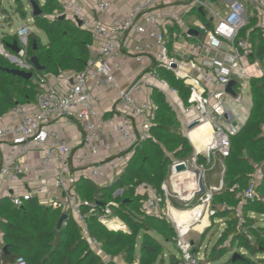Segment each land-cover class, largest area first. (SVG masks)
Wrapping results in <instances>:
<instances>
[{"label":"built area","instance_id":"2783aa9c","mask_svg":"<svg viewBox=\"0 0 264 264\" xmlns=\"http://www.w3.org/2000/svg\"><path fill=\"white\" fill-rule=\"evenodd\" d=\"M56 2L60 11L55 17L79 24L77 27L97 42L87 46L89 59L84 68L62 78L60 87L54 85L55 77L40 75L27 61L31 33L27 24L16 31L18 53L13 55L0 45V56L32 72L31 79L40 87L33 103L16 105L9 112L8 123L0 125V190L7 187L2 199L16 208L35 200L46 208L58 209L66 216L62 226L72 218L83 238H87V222L92 217L107 230H125L114 210L119 207L115 199L127 188L115 190L111 201L98 206L97 202L80 199L74 185L85 179L110 186L124 173L131 149L149 137L155 110L150 97L157 91L175 114L192 154L185 160L171 159L159 190L145 183L129 188L141 199L144 214L171 225L181 263L199 264L189 235L206 230L214 222L220 230L225 226L222 219H212V198L224 190V159L229 156L230 138L248 118L251 81L264 75V56L255 57L250 34L252 23L264 45V0H133L125 11L118 7V17L110 15L108 25L94 15L109 16L113 0ZM192 12L198 18L188 23L186 18ZM130 34L137 40L129 50L125 43ZM123 54L141 66L124 90L114 78L115 68L120 67L117 58ZM155 67L182 81L188 90L186 100ZM230 82H235L234 96L227 92ZM95 86L117 91L115 103L125 119L100 117L97 100L91 94ZM134 119L143 122L135 127ZM61 121L75 124L79 137L68 141L63 132L51 127ZM204 125L208 134L193 138V132ZM206 135L209 140L203 141ZM33 156L39 165L34 166ZM215 168L220 169L219 181L207 186V173ZM261 174L262 167H258L248 189L242 192L236 218L241 216L242 203L257 198L255 187ZM236 188L232 186L229 192ZM196 198L198 202L190 206ZM208 218L212 222L206 225ZM88 243L100 248L94 240ZM2 254L0 245V261ZM14 264L26 263L18 258Z\"/></svg>","mask_w":264,"mask_h":264},{"label":"trees","instance_id":"16d2710c","mask_svg":"<svg viewBox=\"0 0 264 264\" xmlns=\"http://www.w3.org/2000/svg\"><path fill=\"white\" fill-rule=\"evenodd\" d=\"M34 2L39 6L41 15L32 19V26L45 34L47 43L43 44L30 33L27 61L30 63L31 58H36L39 66L44 68L43 72H39L42 76L58 77L63 72L81 71L89 59L87 46L93 43L92 36L73 22L55 17L59 11L56 0ZM250 28L254 55L262 59L264 45L252 23ZM2 42L4 48L11 51L5 45L17 43L18 40L16 34L3 35ZM17 69L23 71L0 56V117L16 105L35 101L40 89L33 79L25 80L6 72ZM155 69L170 87L177 90L182 100H186L188 90L182 81L170 72L158 67ZM251 95L248 118L230 138L229 156L224 159V190L214 194L211 202V208L215 211L212 219H222L225 225L217 240L215 260L234 251L233 254L240 258L234 262L230 258L229 263L232 264H264V224L252 216L264 215L263 168L255 187L257 198L241 204L239 219L235 215L242 192L248 189L257 168L264 166V75L251 81ZM151 98L155 110L149 137L131 149L124 173L110 186H98L85 179L78 180L74 185L80 199L97 202L98 206L111 201L115 190L127 188L121 197L115 199L119 207L114 210L125 230H107L92 217L87 222V238H83L77 224L70 218L54 234L61 216L58 209L46 208L35 200L24 202L16 208L7 199H0V245L6 248L0 264H14L18 258H22L26 264H156L162 258L165 245L174 244L173 229L164 219L144 214L141 199L134 196L129 186L145 183L159 190L167 176L171 159L190 158L192 148L181 135L175 114L163 96L153 91ZM216 174L218 168L209 171L206 182ZM232 186L237 188L229 192ZM197 202L196 198L191 205ZM90 239L99 244L104 257L90 248ZM226 242L227 245L223 246ZM256 256L259 258L254 263L251 257Z\"/></svg>","mask_w":264,"mask_h":264},{"label":"crops","instance_id":"0c3cea01","mask_svg":"<svg viewBox=\"0 0 264 264\" xmlns=\"http://www.w3.org/2000/svg\"><path fill=\"white\" fill-rule=\"evenodd\" d=\"M132 5H133V0H113V7L109 12V16L105 15V14H95L94 18L102 21L103 24L108 25L110 15L118 17V7L122 8L123 11H125V10H127V7H131ZM59 11H60V9H59ZM59 11H57L56 13H59ZM186 21L188 23H190L189 22L190 20L187 18H186ZM3 35L13 36L10 34H3ZM3 35L0 36V45L4 46V43L2 42V36ZM136 40H137L136 36H134L133 34H130L126 38V43H125L126 49H129V50L132 49ZM92 42L93 43H91V44H94V43L96 44L97 41L92 38ZM42 43L46 44L47 41L42 42ZM8 52H10L13 55L15 54L14 52H11V51H8ZM118 61L120 63V67H119V69L115 68L114 78H115L119 88L124 90L127 87H129L132 80L135 78V76L140 71L141 66L138 63H136L133 58L127 57L124 54L119 56V58H117V62ZM144 63L146 65H148L149 59L145 58ZM69 75H70V72L61 73L58 77H55V80L53 82L54 85L56 87H60L62 84V78L69 77ZM39 91H40V89H39ZM148 93L149 92H147V95H149ZM91 94H92L93 99L97 100V108L100 111V115H101L100 117L107 119V120L113 119V120H117V121H121V120L125 119L124 118L125 116L123 114V110L119 107L118 104L115 103V100L117 99V96H118L117 91L111 90L109 87L106 88L104 86H95L92 89ZM150 99H151V102L153 104L151 97H150ZM33 102H31V103H33ZM8 115H9V113L0 117V125L8 123V121H9ZM245 117L246 116L244 115L242 118H245ZM246 120H247V117H246ZM142 122H143V119H136V120L134 119L133 120L135 127H138ZM51 127L54 129H58L59 131L63 132V136L68 141H74L75 139H77L79 137V130L77 129V126L71 122L61 121L60 123L54 124ZM111 143L112 144L116 143V141L112 140ZM121 143L122 142H120L118 140V146H120ZM1 149H3L4 151L6 150V148L2 147V146H1ZM32 163L34 164V166L39 165V160H38L37 156H36V158H35V156H33ZM219 171H220V169L218 168V174H216V176H217L216 184L220 178ZM6 193H7V187L2 186V189L0 190V199H2L6 195ZM90 248L96 254H98L100 257L104 256L100 248L96 249L95 247H92V246H90ZM96 250L101 251V254L97 253Z\"/></svg>","mask_w":264,"mask_h":264},{"label":"rangeland","instance_id":"374dc122","mask_svg":"<svg viewBox=\"0 0 264 264\" xmlns=\"http://www.w3.org/2000/svg\"><path fill=\"white\" fill-rule=\"evenodd\" d=\"M38 1L42 3L44 0H38ZM244 6L248 14H250L249 6L247 4H244ZM19 11L25 12L26 16L25 17L20 16L18 13ZM191 18H198V16L196 15L195 12H192L191 16H188L187 19L190 20ZM24 24H27L29 26L31 33L36 35L41 40V42L47 41L45 34L42 31L32 26L33 24L32 12L30 9L29 0H0V36L3 34H10L14 36L16 34V31ZM262 168L264 169V166ZM216 178L217 176L214 175L212 179L208 183H206V185L207 186L215 185L217 181ZM96 183L97 184L99 183L101 184L100 186H103L102 182L100 181H96ZM213 216H215L214 210H213L212 218ZM252 216L253 218H257L260 224H264V215L257 216L254 214ZM211 222L212 221H210L208 218L206 225ZM214 223H212L210 227L209 225H207L208 228L204 231H197L194 233L192 232L189 235V239L194 241L193 253L199 259V264H232L229 263V260L234 251L233 252L229 251L219 260H215L216 252L218 249L217 240L219 239L221 230L218 229L219 227L217 223L216 224ZM197 229L200 230V228ZM226 245L227 242L223 246ZM165 246H166L165 252L162 258H160V260L156 264H182L180 260L181 254L175 248L174 244H166ZM229 249L230 248H228V250ZM96 252L101 254V251L96 250ZM246 254L248 255V253ZM258 258L259 256L251 257V260L252 262L257 263Z\"/></svg>","mask_w":264,"mask_h":264},{"label":"water","instance_id":"95a60500","mask_svg":"<svg viewBox=\"0 0 264 264\" xmlns=\"http://www.w3.org/2000/svg\"><path fill=\"white\" fill-rule=\"evenodd\" d=\"M30 9H31V12H32V19L36 18V17H39L41 15V10L39 8V6L37 5L36 2L34 1H31L30 3ZM19 15L22 16V17H25L26 16V13L21 11L19 12ZM62 18V17H61ZM77 26H79V24H77ZM7 48H9L12 52H14L15 54L18 53V46H17V43L14 42L13 44L11 45H5ZM30 63L32 64V66L35 68V70L37 72H43L44 71V68L39 66L38 64V61L36 58H31L30 59ZM6 72L10 73V74H13L15 76H18V77H22L24 78L25 80H30L31 79V76L32 74L31 73H25L24 71H21L19 69L17 70H6ZM235 86V82H230L229 85L227 86V92L230 93L231 95L234 96V92L232 90V88ZM177 170H182V167H178ZM66 219V216L65 215H61L60 218L58 219L57 221V224H56V229L54 231V234L61 228L62 226V222ZM3 251L5 252L6 251V248H3ZM239 255H237L236 253H234L231 257V262H234L236 259H239Z\"/></svg>","mask_w":264,"mask_h":264},{"label":"bare ground","instance_id":"6f19581e","mask_svg":"<svg viewBox=\"0 0 264 264\" xmlns=\"http://www.w3.org/2000/svg\"><path fill=\"white\" fill-rule=\"evenodd\" d=\"M209 132V128L207 125L201 126L199 129L195 130V132H193L192 136L193 138H195L194 136H196V134H208ZM205 139H207V141L209 140V137L206 135L205 138H203V141H205Z\"/></svg>","mask_w":264,"mask_h":264}]
</instances>
